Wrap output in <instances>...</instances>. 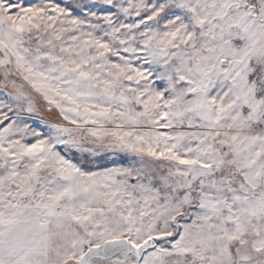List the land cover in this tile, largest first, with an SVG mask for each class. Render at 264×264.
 I'll list each match as a JSON object with an SVG mask.
<instances>
[{"label":"snow or ice","instance_id":"obj_1","mask_svg":"<svg viewBox=\"0 0 264 264\" xmlns=\"http://www.w3.org/2000/svg\"><path fill=\"white\" fill-rule=\"evenodd\" d=\"M0 264H264V0H0Z\"/></svg>","mask_w":264,"mask_h":264}]
</instances>
